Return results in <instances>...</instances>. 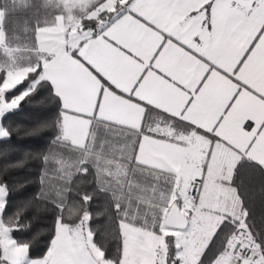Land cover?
I'll use <instances>...</instances> for the list:
<instances>
[{
  "label": "snow or ice",
  "instance_id": "obj_1",
  "mask_svg": "<svg viewBox=\"0 0 264 264\" xmlns=\"http://www.w3.org/2000/svg\"><path fill=\"white\" fill-rule=\"evenodd\" d=\"M0 145V264H264V0H0Z\"/></svg>",
  "mask_w": 264,
  "mask_h": 264
},
{
  "label": "trees",
  "instance_id": "obj_2",
  "mask_svg": "<svg viewBox=\"0 0 264 264\" xmlns=\"http://www.w3.org/2000/svg\"><path fill=\"white\" fill-rule=\"evenodd\" d=\"M13 143L15 145H17L19 148H42L44 147L46 141L44 140H40L38 138H34V139H28V140H23V141H19V140H14ZM0 147H5L4 145H0Z\"/></svg>",
  "mask_w": 264,
  "mask_h": 264
}]
</instances>
